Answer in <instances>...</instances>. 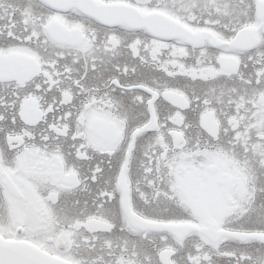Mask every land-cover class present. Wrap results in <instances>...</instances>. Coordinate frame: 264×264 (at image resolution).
Returning <instances> with one entry per match:
<instances>
[{"label":"snow or ice","instance_id":"snow-or-ice-1","mask_svg":"<svg viewBox=\"0 0 264 264\" xmlns=\"http://www.w3.org/2000/svg\"><path fill=\"white\" fill-rule=\"evenodd\" d=\"M0 264H264V0H0Z\"/></svg>","mask_w":264,"mask_h":264}]
</instances>
